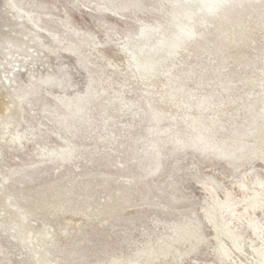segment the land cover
<instances>
[{
	"label": "bare ground",
	"instance_id": "bare-ground-1",
	"mask_svg": "<svg viewBox=\"0 0 264 264\" xmlns=\"http://www.w3.org/2000/svg\"><path fill=\"white\" fill-rule=\"evenodd\" d=\"M77 1L69 4L71 9L78 8ZM147 2L153 3L155 23L132 20L137 32H127L125 40H118L124 41L119 46L122 51H118L124 54L120 66L104 56L99 50L103 44L91 33L77 29L65 17L54 18L49 5L32 0H0L1 69L18 63L17 55H25L26 59L32 56L36 61V53L29 51L33 49L30 37L42 38L40 33H44L54 46L67 48L72 43L79 65L89 75L85 94L56 99L50 95L57 103L54 107L47 105L48 99L40 102L42 89L34 83L28 84L23 94L14 95L0 85L4 101L0 111V152L2 148L24 151L31 140L39 149L32 154L33 159L38 158L33 164L28 163L33 160L28 156L29 160L17 168L5 170L0 166V196L5 198L2 205L0 198V206L17 208L6 212L8 221L0 223V264L12 262V251L5 244L11 240V232L18 235L15 249L34 246L27 250L34 252L38 260L27 256L24 264H73L72 257L78 255L77 247L84 236L115 233L112 230L118 222L139 224L161 212L175 220L166 227V233L157 234L161 222L153 223L156 241L153 245L146 242L135 253L134 262L152 263L173 252L178 254L176 264H183L193 255L195 258L202 237L191 216L196 214L190 210V198L182 192L186 180L181 173L187 169L183 165L187 160H192L196 169L190 172V180L199 183L211 201L201 212L215 240L209 247L212 264H239L242 261L233 260L234 250L242 258L246 255L244 247L257 243L258 258L252 264H264V227L259 223V218L264 219V170L259 173L255 169L256 162L264 163V130L259 129L264 119V54L260 52L250 60L234 58L256 42V37L264 42V0L89 3L96 4V11H113L111 14L119 16L118 12H144ZM105 32V38L110 37L109 31ZM210 43L214 51H209L213 49L208 48ZM225 45L231 52L223 51ZM230 59L237 67L228 64ZM14 70L12 67L11 73ZM233 71L247 76L240 82L233 81ZM186 82L193 87H185ZM127 87L139 101L123 99ZM137 105H142L143 110L138 112ZM36 106L42 107L63 135L57 136L61 141L58 149L47 146L52 134L35 132L32 125L28 126L26 115ZM123 116L130 121L117 134L115 121ZM151 133L152 139L148 137ZM86 137L94 141L92 148L82 144ZM114 155L120 158L117 164ZM199 166L213 170L220 166L218 170H223L225 179H235L231 186L238 188L240 203L233 189L225 188V197L218 199L211 180L201 178ZM217 181L223 186L221 180ZM238 204L242 205L240 211ZM133 208L135 212L129 213ZM257 212L261 215L254 216ZM233 218L238 220L241 234H236ZM31 221L38 225L31 228ZM98 223L103 230L97 229ZM191 262L197 264V260Z\"/></svg>",
	"mask_w": 264,
	"mask_h": 264
},
{
	"label": "rangeland",
	"instance_id": "rangeland-1",
	"mask_svg": "<svg viewBox=\"0 0 264 264\" xmlns=\"http://www.w3.org/2000/svg\"><path fill=\"white\" fill-rule=\"evenodd\" d=\"M27 1H31V0H27ZM32 1L35 2V4H46L47 6L49 5L51 7L50 8L51 11L53 12L54 18L60 19L61 17H65L66 20L77 29H80L82 32L85 33L86 32L91 33L92 36L97 38V41L103 44V46L102 45L99 46L101 47L99 48V50L103 54H105L104 56L107 59H111L112 61L116 62L120 66L123 65L122 55L124 54H122L123 52L119 54L118 51H122L121 48H119V46L122 47V43L124 41L119 42L118 40H125L124 38H127L128 36L127 32H130L132 34L137 32V27L134 26L132 20H136L138 18L140 22L141 20H143V22H147V23L151 22V24L155 23L154 14L151 13L153 12L152 2H147V4L144 5L147 6L145 8V11L143 12L142 10L141 12H137V15L133 14L132 12H127V13L118 12L117 14H119V16H123V18H119V16H115V14H111V12L113 11H108V10L106 11L103 9L101 11L94 10L93 8L96 7V4L95 3L90 4L92 0H78L77 2L79 6L76 9H71V6H69V4L73 0H32ZM83 6H85V8H83ZM6 8L7 10H9L8 7ZM63 10H65V12H63ZM145 12L147 14H145ZM43 20L47 22V19L45 17L43 18ZM100 22L102 25L100 24ZM52 27L54 28V30H59L55 26ZM108 28H111L112 30ZM106 29L110 33V37L107 36V38H105V34H106L105 31H107ZM25 31L27 30L24 29V32ZM32 36L33 35H31L30 38L33 39V42L31 43L32 45L30 44V46L33 47V49L29 51L31 53H36V55H33L36 56V61L33 62L32 56L26 59L25 55H17L15 59H19L18 63L13 62L12 66L5 65L2 69L0 68V79H1L0 85L1 86L5 85L4 86V88H6L5 91L13 93L12 95L23 94L25 90L29 89L27 85L34 83L37 86V88L39 87L42 89V91H40L41 94L40 102L42 100L45 103L48 99L49 103L47 105H51L52 107H54L57 103L56 101L51 99L50 95L54 96L56 99L58 97L73 98L75 95L85 94L89 82V75L87 73L88 71H86L83 67L79 65L77 61L78 56L76 55V52L73 50L74 49L73 44L68 43L69 45L66 46L67 48H64L63 46L60 45L57 47L53 45L51 38H49L44 33L42 34L40 33V36H42V38H34ZM119 36H121V38H119ZM255 40L257 43L253 42L251 45L252 47L250 46L247 49L244 48V50L238 54L239 56L234 55V58L236 59L241 57L250 60L249 58L256 56L257 54H260V52L261 54H264V42L262 41L261 43L259 37L258 40L257 37L255 38ZM213 47L214 46H211L210 43L208 48H213ZM212 50L214 51L215 48L211 50L209 49V51ZM223 51H225L226 53L231 52V50L226 45L224 46ZM195 52H200V51H195ZM246 52L248 55L246 54ZM252 53L254 55H252ZM74 55H76L77 58H75ZM96 56L99 57L101 55H96ZM197 56L200 57L201 55H197ZM205 57L206 55H203L204 59ZM1 62L5 63L6 61L4 62L1 61ZM95 62L100 63V61L98 60ZM227 62L228 64L232 63L233 67H237V63L235 62L234 59H230ZM99 65H101V63ZM232 66L231 69H233ZM12 67L15 68V70L11 73ZM3 71H5V73ZM239 75L241 74H237V71H233L230 73V79H232L233 81L240 82L241 79L247 76V75L246 76H239ZM222 76L225 78L226 74ZM3 78H5V80L9 79L8 83H6L5 80H3ZM160 80L164 81V78H160ZM114 81L119 82L118 79H115ZM186 84L187 85L185 87H187L188 89H191V87H193V85H190L191 83L186 82ZM132 85H130L129 87L131 88ZM123 95H124L123 99L125 98L126 102H128L127 101L128 99H133V98L134 101L140 100L138 99L137 96L130 95L128 87L125 89ZM2 101L3 98L0 97V111L3 108L2 106L4 101L3 102ZM139 103L140 102H138V104ZM40 107L36 106V108H34L35 109L34 111H29L27 113L26 119L29 120L28 126L32 125L33 126L32 129H35L34 130L35 132L39 130L38 132L40 133L41 132L50 133L48 134L49 136L52 134L50 136V139H47L49 140L46 142L47 146L49 148L58 149L61 146V141L57 138V136L63 137V135L62 134L60 135L57 132V128L56 126H54L55 124L49 121L48 118L49 116L45 115V113H43V110L41 109L42 107L41 108ZM136 109H138L139 110L138 112H140L141 110H143V107L142 105H137ZM129 121L130 118L128 119V117L126 116H123L121 118L118 117L115 121V129H116L115 132L119 134L117 132L118 129L127 126L129 124ZM161 127L163 129H166V126L164 125ZM259 129H262V131L264 130V119L260 122ZM39 136L41 135L39 134ZM148 137L152 139L154 138V134L151 133ZM86 138L88 139L87 140L83 139L82 144L88 146V148H92L94 141L92 140L91 137H86ZM31 141L29 144L27 143L28 145L26 146L24 151L12 152L9 150H3L2 148V151L0 152V162H1L0 166H2V168L5 170L9 168H17V165H21L29 157L30 159H33L32 154L36 153L35 150H39V149L35 147V143H32ZM37 141L39 140L37 139ZM23 143H24L23 145H26L25 141H23ZM42 143L44 142L42 141ZM1 154H3L4 157L3 156L1 157ZM112 158L116 164L120 160V158L118 159L117 155H114ZM37 160L38 158H34L33 160H29V162L28 161L27 162L33 164ZM191 161L192 160H187V162H184L183 164L185 167L184 169L186 168L187 169L181 173V175L185 176V180H186L183 183L184 188L182 192L185 195V197L188 198V200L190 198L189 202H190V206H192L190 208L191 212L192 210H194L195 214L198 216L197 218L196 215L194 214L191 215L195 220L196 224H198V226L200 227L199 234L202 237L201 238L202 242L200 243L199 248L202 254H200V251H198L197 252L198 255L195 256V258L194 255L191 256V258L188 259L186 258L183 264H195V262H191V260H197V264H209V262H211L212 264L214 261H213V257L210 256L211 250L209 247L211 246L212 241L215 240H213L212 231L210 230L206 222L203 220L202 217L203 211L201 212V210H203V208L207 206L208 202L210 203L211 201L208 200V197H206L205 193L201 190V186L199 185V183H197L195 180H190V175L192 172H194L192 169H195L194 167L195 165L192 164L193 161L192 162ZM45 164L47 163H41V165H45ZM219 167H217V170H213L205 166H199V171H200L199 174L201 175V178L206 177L207 179L209 178L211 180L213 187L215 188L216 197L218 199L219 198L223 199L225 197V191H226L225 188L233 189V192L236 195V199L238 200V203H240V197H239L240 193L238 188H236L235 186H231V183L233 182L235 183L236 180L233 178H229V180L225 179V177L221 175L223 173V170H218L220 169ZM255 169L259 173H263L264 163L261 160H259L258 162L255 163ZM242 173H243V169L239 171L240 175ZM216 179L221 180V182H223V186H221V184H219V182ZM1 180L2 177H0V181ZM245 182L247 183V185L248 184L250 185V181L245 180ZM0 198L2 205V202L4 203L5 198L2 199L1 196ZM193 199L194 201H192ZM13 209H17V208H15L14 206H9L7 208L0 206V223L4 221L5 222L8 221V219L6 218V212ZM237 209L240 211L242 209V205L238 204ZM134 210L135 209L133 208L128 212L130 213L131 211V213L132 212L134 213L135 212ZM186 212L187 215L190 214L189 211ZM161 213L159 214L158 217L151 215L147 219H145L146 221L144 220L143 222L139 221L141 222L139 224L138 222H135L137 225H135V223H129L128 221L118 222L121 226L119 224L116 225L117 227L114 228L115 230L114 229L112 230L115 233L109 231V232H104L103 234L102 233L99 234L100 236L99 235H94V236L92 235L91 237L89 235L84 236L85 239L83 238L82 242L79 243L77 247L78 255H74L72 257L74 259L73 264H113L114 261H120V264H143V263L144 264H176L175 257L178 254L174 252L169 254L166 259L163 258L157 259L152 263H146L145 260H141L140 263L134 262L135 253L138 252V250L141 247H143L146 244V242H150V245H153L156 241L157 235L154 234V232L156 233L157 229L156 230L154 229L155 225L153 223L158 220L161 222L159 225L160 230L158 229L157 234L166 233L168 232L167 228L175 220V217L165 216L164 214ZM256 215L260 216L261 214L260 212H257L254 216ZM259 219L261 220V222L259 223H261L262 227H264V223H263L264 219L262 218ZM163 220L165 221V223ZM231 221L233 225L237 226L236 234L239 233L241 234L240 224L238 220H235V218H233V220ZM33 222H35V224H33ZM75 222H80V219L75 218ZM37 225L38 224L36 223V221L30 222L31 228H35ZM124 225L127 226L125 227ZM131 226L134 229H132ZM96 227L99 231L103 230L102 229L103 225L100 223H98ZM127 227L131 231L133 230L132 231L133 233L131 232V234H129L130 230ZM152 228L155 231L152 230ZM1 234L2 233H0V235ZM10 234L12 236L11 240L5 241V244L7 248H9V250L12 251L10 255V258L12 260L11 264H24V258L27 256L32 257V255L34 256V258L38 260V256H35L34 252H31L30 250L28 252L27 250L29 247L33 249L32 248L34 247L33 245L27 248L25 247L26 249L25 248L21 249L19 247L18 249L17 248L15 249L17 242L14 240H18V235H16L14 232H11ZM243 237L246 238L244 235ZM127 238H129L128 241H126ZM127 242L128 243L131 242V244L129 243V245H127L128 244ZM12 244H14L13 248H12L13 246ZM35 244H37V242H35ZM42 246L44 245L42 244ZM249 247H251L252 251L249 250ZM259 249L260 247L258 243L254 245L248 244L247 247H244L245 250L244 254L246 253L248 257H246L245 255L242 256L241 258L240 253L235 252L234 250V254L235 256H237L239 260H237L235 256H233V260H235L236 262L242 261L241 263L239 262V264H252L253 260H256L258 258L257 251ZM254 251L256 252V254L254 253ZM77 257H81L82 259H79ZM250 257H254V258L249 259ZM56 258L59 259L58 256ZM244 258L247 259V261L243 260ZM249 261H251V263H249Z\"/></svg>",
	"mask_w": 264,
	"mask_h": 264
}]
</instances>
